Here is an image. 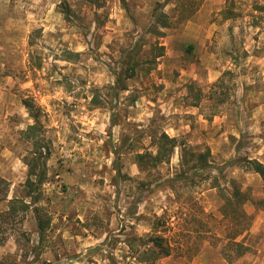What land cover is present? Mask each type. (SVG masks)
Here are the masks:
<instances>
[{"label": "rangeland", "instance_id": "rangeland-1", "mask_svg": "<svg viewBox=\"0 0 264 264\" xmlns=\"http://www.w3.org/2000/svg\"><path fill=\"white\" fill-rule=\"evenodd\" d=\"M24 101L46 175L35 204L0 216V261L128 264L123 240L161 216L172 252L155 264H264V186L240 166L264 165V0H0L8 199L24 195L34 155ZM162 133L173 154L141 168ZM182 147L209 152L210 178L181 172ZM232 184L251 200L235 239L221 214Z\"/></svg>", "mask_w": 264, "mask_h": 264}, {"label": "trees", "instance_id": "trees-1", "mask_svg": "<svg viewBox=\"0 0 264 264\" xmlns=\"http://www.w3.org/2000/svg\"><path fill=\"white\" fill-rule=\"evenodd\" d=\"M83 1L87 4L98 5L100 0ZM65 11L67 13V10ZM61 12L65 13L63 10ZM23 104L27 108L30 116L34 119V124L27 126L24 132V134L31 140L32 146L34 147V155L25 163L27 166V174L26 180L23 183L24 195L22 198L14 197L8 199V184L0 177V202H7V209L0 212V216L13 214L17 208L22 212H25L32 204H35L37 202V194L39 193L46 175L45 160L48 150H46L47 152L45 151V154H42V139L36 134V130L39 128L37 116L31 111V108L26 101H24ZM155 141L156 149L153 155L146 153L136 155L138 165L141 168H143L142 166H144V162L147 160L152 162L151 166L167 162L177 146L175 138H170L164 133L155 138ZM240 161L242 162L240 166L246 171H251L257 174L264 186V165L255 159L248 160L243 158L240 159ZM210 166L208 151L192 152L186 149V147L180 148L179 168L181 172L189 170V168L194 169L200 179L207 180L211 177V173L208 171ZM215 179L216 178L213 180L212 187H219L215 183ZM24 198H29L30 201L25 202ZM222 200L223 206L221 208V214L229 217L232 223L234 222L231 239H235L249 228V222L247 223L249 218L245 216L241 209V205L250 202L251 200L246 193L242 192L235 184H232L231 191L227 195L222 196ZM261 201L262 200H259L257 203L260 204ZM32 209L35 215L37 233L40 234L46 227V221L39 215L36 207H33ZM161 219V216L154 217V223L151 226L150 233L145 236H128L123 240V244L127 248L128 264H155L156 261L170 256L172 247L169 240L164 235L163 230H159V223H164ZM241 220H246L244 226H239ZM233 243L236 247H240L239 243ZM103 244H108V239H105ZM0 264H5V262L0 261Z\"/></svg>", "mask_w": 264, "mask_h": 264}, {"label": "crops", "instance_id": "crops-1", "mask_svg": "<svg viewBox=\"0 0 264 264\" xmlns=\"http://www.w3.org/2000/svg\"><path fill=\"white\" fill-rule=\"evenodd\" d=\"M260 178V177H259Z\"/></svg>", "mask_w": 264, "mask_h": 264}]
</instances>
